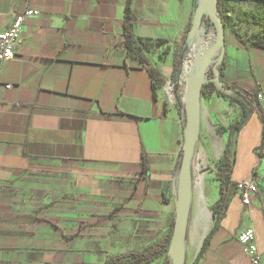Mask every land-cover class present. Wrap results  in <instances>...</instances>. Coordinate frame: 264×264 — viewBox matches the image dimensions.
Instances as JSON below:
<instances>
[{"label":"crops","instance_id":"1","mask_svg":"<svg viewBox=\"0 0 264 264\" xmlns=\"http://www.w3.org/2000/svg\"><path fill=\"white\" fill-rule=\"evenodd\" d=\"M126 3L0 0V32L27 6L40 12L26 21L15 58L0 63V264H107L172 235L186 113L166 87L200 0L133 1L144 64L125 47ZM222 83L262 100L238 132L217 229L220 189L206 183L202 201L193 190L185 264H253L237 240L245 229L264 260V190L251 206L236 191L239 182L264 184V50L226 38ZM241 116L230 100L202 95L199 140ZM220 136L224 154L230 134Z\"/></svg>","mask_w":264,"mask_h":264},{"label":"water","instance_id":"2","mask_svg":"<svg viewBox=\"0 0 264 264\" xmlns=\"http://www.w3.org/2000/svg\"><path fill=\"white\" fill-rule=\"evenodd\" d=\"M219 0H200L194 13L192 26L188 33L186 46L192 45L196 36L202 29L205 19H209L216 30V46L208 51L204 57L203 65L199 73L191 77L188 90L183 97L186 113L185 140L183 145V155L181 161V174L179 178V192L176 208V218L173 228L172 238L169 246L168 256L171 264H185L186 261V235L189 223L192 194L194 190L193 162L195 158L197 144L200 138V123L202 113V91L208 81V72L212 68L213 77L211 82L216 89L225 91V86L221 81L218 68L226 56V34L224 23L220 17ZM214 66V63L216 62ZM184 70L181 67L177 73L181 89L182 76ZM238 143V132H234L230 138L229 157L232 166L235 163ZM227 186V181L225 182Z\"/></svg>","mask_w":264,"mask_h":264},{"label":"trees","instance_id":"3","mask_svg":"<svg viewBox=\"0 0 264 264\" xmlns=\"http://www.w3.org/2000/svg\"><path fill=\"white\" fill-rule=\"evenodd\" d=\"M133 1L134 0H127L126 8H125V16L123 22L125 47L129 54H131L135 59H137L142 64H144L146 62V58L143 55L141 51V47L134 34V26H135L136 18L132 12ZM241 2H253L258 4L259 3L264 4V0H219L218 8L222 21H223V9L225 8V6L227 4L241 3ZM205 22L209 26H212L209 19H205ZM224 27L227 38V32L231 33V31L226 27L225 24ZM235 40H237L243 47L247 49L258 48L264 50V34L245 40L241 39L238 35H236ZM181 60H182V53L178 54L176 57V71L172 76L174 83L176 85L175 86L176 94L180 88L179 76H177V73L180 71L182 66ZM224 69H225V60L221 62V65L218 68L221 81L224 75ZM149 74L156 81V83L160 81L161 83H163L161 79H158L159 74L155 70L153 69L149 70ZM211 79L212 76L208 78V81L203 88L202 95L211 97L214 93H216L217 95L230 100L231 103L237 104L238 106H240L242 110V116L240 120L232 124L229 128L218 127L217 129V133L219 135H223L229 132L231 138L232 134L234 132H239L240 129L246 124V122L254 113L259 112V101L257 99L258 94L248 92L247 90H244L236 86L225 87V91H219L216 89L215 84L211 82ZM229 146H230V139L227 149L225 150L223 156L219 161V180H221L222 184L220 187V195H221L220 199L216 203V205L212 207V212L216 217L215 229L219 227L223 210L228 204L229 196L231 194L229 191L230 188L229 173L230 171H232V164H231V158L229 157ZM226 181L228 183L227 186L225 184ZM171 238L172 235L152 249L146 251H140V252H132L122 257L111 259L109 262H107V264H152L157 260H159L160 258L168 255ZM208 243L209 241L207 239L202 249V252H204L207 249Z\"/></svg>","mask_w":264,"mask_h":264},{"label":"rangeland","instance_id":"4","mask_svg":"<svg viewBox=\"0 0 264 264\" xmlns=\"http://www.w3.org/2000/svg\"><path fill=\"white\" fill-rule=\"evenodd\" d=\"M223 23L231 31V33L227 32V40L229 42L235 39L236 35H238L243 40L262 35L264 34V4L253 2L227 4L223 9ZM202 29L205 34L216 35L214 26H209L206 22L203 23ZM210 42L212 44H215V39L211 40ZM188 52L189 47L186 46V48H184L182 51L181 67L183 68V70L186 64V54ZM198 55L201 59H204L206 53L204 50H202ZM216 63L217 60L214 63V66ZM211 76L213 77L212 68H210V71L208 72V78H210ZM168 80L170 82V86L173 87L174 100L179 104V102L184 101L183 97L181 96V89L179 88L180 91L178 90L176 94V85L173 78L170 77V79ZM228 118H230V116ZM221 142L222 136H220L217 131L215 132V130L211 135L206 136L204 140L198 141L195 155L199 156L201 151L205 150L206 161H204L202 158H199L200 171L196 172V169L193 171L194 196L196 201H199V198L201 199L202 194V197L207 195L205 191L206 183L211 184L215 192L221 187V180H219V161L223 154L222 151H220ZM197 176L203 177V184L200 188L195 187Z\"/></svg>","mask_w":264,"mask_h":264},{"label":"built area","instance_id":"5","mask_svg":"<svg viewBox=\"0 0 264 264\" xmlns=\"http://www.w3.org/2000/svg\"><path fill=\"white\" fill-rule=\"evenodd\" d=\"M39 15V11L33 10L27 6L18 15H16L11 25L7 29L0 32L1 64L9 62L15 58L16 50L21 43V36L26 21L28 19L38 17ZM1 72L2 71L0 68V74ZM168 86H170V83ZM12 87V85H6L7 89H10ZM166 93L169 99L171 101H174L173 87H171V92L168 93L166 91ZM257 99L258 101L262 100V96L259 94ZM261 190H264V184H262L261 181L257 179L239 182L236 185V191L245 206H251L253 197L257 195ZM237 240L242 246L243 253L250 258L253 264H264V260L256 242V234L253 229H245L240 231L237 235Z\"/></svg>","mask_w":264,"mask_h":264},{"label":"bare ground","instance_id":"6","mask_svg":"<svg viewBox=\"0 0 264 264\" xmlns=\"http://www.w3.org/2000/svg\"><path fill=\"white\" fill-rule=\"evenodd\" d=\"M213 39H215V44H212L210 42ZM215 46H216V35L215 34L208 35V34H205L203 31H201V33L198 36H196L195 40L193 41L192 45L190 46L189 52L186 54V64L184 67V74L182 76V82H181V92H182L183 96H185V94L187 93L190 78L196 76L202 68L204 59H201L199 57V55H198L199 52L204 50L205 53H207L208 51H211L212 49H214ZM168 87L169 86H167V92L169 93ZM199 158H202L204 161H206L205 150L201 151L199 156L196 155V159L194 162V170L196 169V172L200 171ZM202 184H203V177L197 176V180L195 182V187L200 188V187H202ZM202 196H203V194H202ZM202 196H201V201H202V199L204 200V197H202ZM196 219H197V217H196ZM193 232H194V230H193ZM199 243H200V241H199Z\"/></svg>","mask_w":264,"mask_h":264}]
</instances>
